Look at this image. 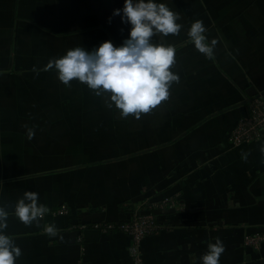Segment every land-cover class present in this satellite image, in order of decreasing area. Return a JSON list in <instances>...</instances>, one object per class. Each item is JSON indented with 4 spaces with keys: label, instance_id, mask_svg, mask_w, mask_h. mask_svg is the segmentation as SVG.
<instances>
[{
    "label": "crops",
    "instance_id": "obj_1",
    "mask_svg": "<svg viewBox=\"0 0 264 264\" xmlns=\"http://www.w3.org/2000/svg\"><path fill=\"white\" fill-rule=\"evenodd\" d=\"M10 1L12 19L0 20V43L8 37L1 29L12 28L15 51L0 59L36 53L38 45L55 58L64 55L77 46V27L82 28L87 14L92 16L91 38L105 35L104 41L119 46L131 29L121 19L107 20L108 25L97 21L98 10L119 9L121 0L116 7L108 0ZM166 4L180 14L182 29L178 36L153 40L175 46L172 71L180 80L166 101L140 119L122 118L115 106H107L106 97L85 84L74 80L66 87L55 70L44 71L50 80L45 86L18 85L21 99L15 98L16 85L1 84L0 108L9 113L0 128V206L10 213L5 234L21 248L15 264H132L130 238L117 224L143 212L153 213L158 228L141 241L142 264H202L216 238L225 248L219 264H264V133L239 145L228 140L251 100L264 92V0ZM197 19L207 28L209 42L219 41L212 60L187 37ZM117 20L120 25L114 24ZM41 30L48 35L44 47ZM49 35L75 41L72 47H54L56 38ZM55 91L60 99H50ZM39 94L45 98L28 99ZM21 104L44 110L35 118L32 112L12 114L10 109ZM50 111L57 116H49ZM25 125L34 129L32 140ZM2 157L23 159L24 174L3 175ZM25 191L38 193L39 202L49 208L41 227L25 226L13 214ZM165 197L173 205L159 207ZM62 204L67 213L53 214ZM49 223L59 230L56 237L43 233ZM256 234L262 237L260 245H248L245 238Z\"/></svg>",
    "mask_w": 264,
    "mask_h": 264
},
{
    "label": "clouds",
    "instance_id": "obj_2",
    "mask_svg": "<svg viewBox=\"0 0 264 264\" xmlns=\"http://www.w3.org/2000/svg\"><path fill=\"white\" fill-rule=\"evenodd\" d=\"M113 15H121L122 22L131 25L129 36L122 44L116 46L105 40L91 51L81 46L69 48L64 55L50 59L42 70H55L66 87L74 80L85 84L96 96L106 97L107 106H115L122 118L140 119L142 114L150 113L166 101L173 83H179V75L172 71L176 63L175 46L163 40L157 42L153 37L178 36L181 17L166 3L156 0H124L122 10L115 9ZM207 31L203 21L197 19L191 23L187 37L201 54L212 60L219 41L214 38L209 42ZM32 70L38 72L35 67ZM34 135V129L27 128V139L32 140ZM260 150L264 153V145ZM48 212L49 208L39 202L35 191H25L13 210L25 226L36 227H41ZM9 214L6 206H0V264H15L22 255L14 237L5 234ZM43 233L56 237L59 230L49 223L43 225ZM207 249L201 257L202 264H219L225 251L223 242L216 238Z\"/></svg>",
    "mask_w": 264,
    "mask_h": 264
},
{
    "label": "rangeland",
    "instance_id": "obj_3",
    "mask_svg": "<svg viewBox=\"0 0 264 264\" xmlns=\"http://www.w3.org/2000/svg\"><path fill=\"white\" fill-rule=\"evenodd\" d=\"M169 1L170 0H156V2H158V3L162 2V3H168V4H169ZM250 1L251 0H241V3L249 4ZM10 2H11L10 0H0V20H2L1 23H3V22L7 23L8 21L11 22L10 19H12V15H11V10H10V5H9ZM85 2L87 3L86 5L90 4L87 1H85ZM108 2H110L111 5L113 4L111 7L117 6L116 0H108ZM121 2H124V1L121 0ZM208 2H209V0H208ZM212 2H213V0H210V4ZM120 6L121 7H119V9L122 10L124 3L120 4ZM116 9H117V7H116ZM111 11L114 12V10H109L108 8H107V10H103L102 12H100V10H98V15H97L98 23H101L103 20H106V24L108 25L109 22L107 20H114V19L120 20L121 19L120 15H118V17H117V15H113V13L111 14V17H110ZM121 14H122V12H121ZM78 16H79V14H78ZM91 17L89 16V14L85 15L84 20L81 18L83 20V22L85 23V24H83V22L81 23L82 24L81 26L83 29L81 27H77V46L84 47L88 51H91L94 48V47H92L91 43L98 41L97 45H99L100 43H102L104 41V37H105V35H100V34L94 35L93 38H91L89 36V32H90L89 28L92 24V23H90L91 20H89V19H91ZM118 20L116 22H114V24L120 25ZM85 26H88V27L84 28ZM91 29L94 30L95 28L93 27ZM1 31H2V35L4 34V36H8L5 39L3 38L1 40V43H0V49H1L0 55L3 53V56H6L5 54H7V53L9 54V52L15 51L13 49L14 46L11 47V45H14L15 40L13 39L14 35L12 32V28L7 27L3 30L1 29ZM40 32H42V35H41L42 39L41 40H42V47H44L47 44L46 41H47L48 35L46 34L45 31L41 30ZM111 32L114 33L113 30H111ZM12 35H13V38H12L13 40L11 41ZM51 37L56 38L55 41H51V43L53 44L54 47H57L58 45H64V44H66L67 47H72L73 43H74L73 41H75L74 37L73 38L70 37V39H63L60 36L56 37L55 35H49V38H51ZM18 43H21V41H18ZM48 48H50V50H51L50 46H48ZM67 49H69V48H67ZM34 50L37 52L36 53H27L25 51L20 52L18 58H17V56L16 57L14 56V58H13L12 55H9L6 60L0 59V69L8 71L5 73L10 74V75H16L17 71L14 70V67L19 68L20 71H23V72H20L19 74L16 75L18 77L16 79H14L13 76H9L7 74L3 75V73L1 72L0 73V91L3 89L2 88L3 86L1 84H4L5 86L16 85V87H15V90H16L15 98L21 99V95L19 93L20 92L19 87H22V88L23 87H30V84L44 85L45 86V84L48 81H50L48 76L45 75L46 73L42 69L48 63V61L50 59L55 58L56 54L54 53L53 55H51L50 52L40 49L39 45ZM16 51L18 52V50H16ZM32 54H34V55H32ZM33 59H36L35 62H32ZM33 67H35L38 70V72H34L32 70ZM18 85H19V87H18ZM43 91H45V90H43ZM54 93H55L54 96L51 95L50 99H60L59 96L57 95L56 91ZM85 97H86L85 99H91L92 96L86 95ZM43 98H45V97L42 94L35 95L33 97H30V96L28 97V99H31L34 101L37 99L43 100ZM68 99H70V98H68ZM22 106H23V104H21L20 106H18L15 109L11 108L10 110L12 111V114H14L16 111L17 116H29V114L32 112V114H30V115L34 116V118H35L41 114L40 113L41 110H44L43 108H40V107L30 109L28 107L23 108ZM7 113H9V110H6L4 108H0V128L3 127V125L1 124L2 118L7 116L8 115ZM44 115H46V114H44ZM48 115L49 116H52V115L57 116V113H52V111H50L48 113ZM106 139L111 140V137L107 136ZM125 159H128V158H125ZM133 167L136 170V168L138 167V164L135 162ZM1 168H2L3 175H13V176L15 174L17 176H21L22 174H24V172L26 170L23 159H17L15 162L12 157H2ZM8 169L10 172H8ZM257 245L259 246L260 243H258Z\"/></svg>",
    "mask_w": 264,
    "mask_h": 264
},
{
    "label": "built area",
    "instance_id": "obj_4",
    "mask_svg": "<svg viewBox=\"0 0 264 264\" xmlns=\"http://www.w3.org/2000/svg\"><path fill=\"white\" fill-rule=\"evenodd\" d=\"M264 133V97L259 96L251 100L249 103L248 114L241 117L235 126L229 132L228 140L234 144L250 142L258 138ZM174 200L165 197L161 200L159 207L172 206ZM149 207L155 208L154 204ZM67 206L64 204L57 206L53 211L55 215L67 213ZM158 224L153 213L143 212L135 214L127 221L118 224V229L130 238L128 252L132 260V264H142L140 256V244L144 237L151 235L157 231ZM262 239L260 235L247 236L245 238L248 245L256 246Z\"/></svg>",
    "mask_w": 264,
    "mask_h": 264
},
{
    "label": "trees",
    "instance_id": "obj_5",
    "mask_svg": "<svg viewBox=\"0 0 264 264\" xmlns=\"http://www.w3.org/2000/svg\"><path fill=\"white\" fill-rule=\"evenodd\" d=\"M106 33V30L105 29H102V34ZM121 223V222H120ZM119 224V223H118ZM118 224H117V227H118ZM158 224V223H157Z\"/></svg>",
    "mask_w": 264,
    "mask_h": 264
},
{
    "label": "water",
    "instance_id": "obj_6",
    "mask_svg": "<svg viewBox=\"0 0 264 264\" xmlns=\"http://www.w3.org/2000/svg\"><path fill=\"white\" fill-rule=\"evenodd\" d=\"M256 95H257V94H256ZM258 96H264V92L258 94L257 97H258Z\"/></svg>",
    "mask_w": 264,
    "mask_h": 264
}]
</instances>
